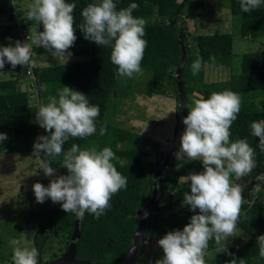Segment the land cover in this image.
Segmentation results:
<instances>
[{
  "label": "trees",
  "instance_id": "obj_1",
  "mask_svg": "<svg viewBox=\"0 0 264 264\" xmlns=\"http://www.w3.org/2000/svg\"><path fill=\"white\" fill-rule=\"evenodd\" d=\"M193 1L184 0L180 3V0H114V3H117V10L127 8L132 3L138 4L139 7L133 10V15L146 21L143 39L147 41V46L141 62L142 72L135 74L133 78L117 79L118 68L110 59L112 46H99L85 39L79 29V25L83 23L81 15L83 9L95 0H66L76 5L73 15L77 39L69 50L75 56L84 57L83 61L33 67L29 63L25 67L18 65L15 69L6 63L5 68L0 69V72L16 73L19 76L32 69L36 83L41 87L40 96L45 105L49 102L50 96H56L59 89L67 86L86 95L89 104L96 105L100 109L96 118V133L83 139L70 138L63 146L64 151L74 143L82 150L95 148L100 151L109 147L116 157L111 162L118 172L127 177L128 183L126 188L112 196L110 207L99 219L90 213H85L82 219V235L77 245L78 260L117 264L133 245V236L138 228L135 215L148 203L152 192L156 162L148 163V160L161 159L162 151L151 152L144 149L142 134L122 125L119 116L126 114L124 110L126 101L133 98L136 93H144L147 97L175 98L179 101L180 81L186 101L188 97L193 96V93L200 90L206 92L203 96L205 99L213 92L230 90L237 93L241 98V107L237 119L230 128V141L246 139L254 149L256 167L239 180H236L234 175L232 177L236 184L241 183L242 180L247 181L242 190L244 202L236 226L246 237V242L241 248H236L219 247L214 239L210 240L206 251L213 255L212 257L205 255V262L230 264L235 258L237 264L241 259L245 260V264H264V258L259 256L257 244V237L264 235V197L253 192L255 184L264 190V181L256 180L257 176L264 174V152L259 148V138L252 135L250 128L252 122L264 120V43L262 42L257 50L242 55L239 71L231 74L229 79L207 82L208 65L213 68L232 67L234 35L220 31L196 35L193 37L196 51L193 52L186 29L179 23L180 15ZM200 1L211 0H198L195 5L196 10H200ZM217 1L230 11L242 38L252 40L264 38V3L259 9L244 13L241 11L239 0ZM14 12L13 0H0V15L6 14L9 19V23L0 24V47H7L10 43L15 46L17 40L24 43L22 26L15 21ZM38 27L43 31V26L39 22ZM33 51L36 54L49 53L38 46ZM197 58L202 60V68L196 76H193L190 66ZM172 69L177 70L176 75L172 74L170 71ZM144 87L145 91H143ZM38 110L39 107L31 104L29 93L19 86V79H0V134H6L8 137L7 140L0 142V156L33 153L37 138L50 135L45 129L40 135L41 127L36 122ZM188 110L187 107L184 109L185 117ZM102 126L107 129L103 136L99 133ZM177 132L178 125L175 129V137ZM39 157L45 167L50 164L59 175H68V170L63 167V155L53 158L46 157L42 152ZM191 171H196L197 174L203 172L202 161H178L170 154L158 181V198L163 200L166 193L175 192L179 186V177L187 176ZM188 193H190V182ZM181 201L183 197L178 199V202ZM174 205L168 203L160 208L159 213L150 216L147 231L142 238V251L134 262L143 255L147 241L162 239L170 231H182L190 223L191 216L199 214L198 209L194 213L190 207L185 206L169 214L163 212L165 208ZM48 212L49 218L46 224L53 227L55 233L67 235L71 240L74 231V214L64 212L61 207L53 208ZM43 214L44 212H32L23 217L31 223L35 217H42ZM21 222L19 216L5 219V233L0 231V264L12 260L13 251L6 250L8 245L6 236L21 238L23 232ZM2 234L6 236L3 237ZM49 240L50 232L40 225L33 238L34 248L38 250V264L50 262H45L43 259ZM60 255L53 256V259Z\"/></svg>",
  "mask_w": 264,
  "mask_h": 264
},
{
  "label": "clouds",
  "instance_id": "obj_2",
  "mask_svg": "<svg viewBox=\"0 0 264 264\" xmlns=\"http://www.w3.org/2000/svg\"><path fill=\"white\" fill-rule=\"evenodd\" d=\"M239 3L241 11L249 13L259 9L264 0H239ZM138 7L132 3L117 10L114 0H95L81 13L83 23L79 29L85 39L99 46H112L110 59L118 68L117 79L133 78L142 72L141 62L147 46L143 39L146 21L134 17L133 10ZM75 8V3L66 0H33L25 16L28 21L42 24L43 31L30 32L28 42L17 40L15 46L10 43L0 47V69H4L6 63L12 69L29 65L32 45L44 48L52 56L70 58L72 54L68 49L77 39ZM190 67L192 75L196 76L201 71L202 60L197 58ZM197 95L193 93V97ZM192 103L182 119L186 127L174 155L178 161L185 158L202 161L203 172L179 177V184L190 182V193H184L183 206L190 207L194 213L198 209L199 214L192 215L182 231H170L158 240L163 257L155 264H206L209 241L214 239L220 244L222 239L234 234L237 226L244 199L241 186L232 182L233 175L239 180L256 167L254 149L247 140L230 141V128L240 112V96L225 90L213 92L207 99L194 98ZM99 113V107L90 105L86 95L67 86L59 89L56 96H50L47 105L36 112V122L50 135L37 138L33 155L42 152L53 158L63 155V167L68 170V175L56 176L50 164L45 167V176L55 178L48 187L41 183L33 185L37 203L43 204L50 198L54 204L60 203L64 212L73 213L79 219H83L86 212L99 219L110 207L112 196L126 188L128 179L111 162L116 158L111 148L82 150L74 143L64 151L63 146L70 138L83 139L96 133ZM250 128L252 135L259 138V148L264 152V120L252 122ZM106 131L105 126L99 129L101 136ZM7 139L6 134H0V142ZM256 180L264 181V174ZM11 243L18 245L19 241ZM257 244L259 256L264 258V235L257 237ZM37 257L36 248L13 249V264H38ZM230 264H237V260L233 258ZM239 264H245V260L241 259Z\"/></svg>",
  "mask_w": 264,
  "mask_h": 264
},
{
  "label": "rangeland",
  "instance_id": "obj_3",
  "mask_svg": "<svg viewBox=\"0 0 264 264\" xmlns=\"http://www.w3.org/2000/svg\"><path fill=\"white\" fill-rule=\"evenodd\" d=\"M184 0H180L182 3ZM198 1V0H197ZM196 1V2H197ZM15 12L14 18L17 23L22 27L23 42H28V36L32 31H40L38 22L28 21L25 13L28 9V5L33 0H13ZM195 0L183 11L180 15V25L186 29L191 50L195 52V46L193 37L199 34H212L216 31L222 33H232L234 35V57L232 67L229 68H213L207 66L206 81H220L227 80L231 74L236 73L240 69V61L243 54L247 52L255 51L259 48L261 43H264V38L260 40H252L251 38H242L239 35L238 27L233 22L230 11L217 0H211L207 2L200 1V10H196ZM9 23L8 16L6 14L0 15V24ZM37 47L32 45L31 66H52L59 64H66L72 62H81L84 57L75 56L69 49L71 57L52 56L50 53L36 54L33 49ZM172 74L176 75L177 70L172 69ZM15 78L19 79V86L23 91H26L30 95L31 104L36 107H41L46 103L43 102L40 91L41 87L34 81L32 77L27 78V73L20 76L16 73H3L0 72V79ZM148 85V84H147ZM146 85V86H147ZM145 91V87L143 88ZM196 97H188L186 107L191 108L193 106V99L203 97L206 92L203 90L197 91ZM178 101L175 98L153 96L147 97L144 93H136L133 98L126 101L124 110L126 114L119 116V122L125 127L133 128L143 136L142 147L150 150L151 152L161 151L165 145L176 139L175 129L178 125L177 118ZM184 126V130H185ZM44 131L41 128L40 135ZM177 147L171 155L175 157V153L178 151ZM25 155H2L0 157V231L4 232V221L7 218L13 216H19L22 219L21 225L23 227L22 236L19 239L9 238L6 250L12 252L14 247L21 248H34L33 238L37 230L41 226L47 228L50 232V240L47 245L45 255L43 259L45 262L51 261L53 256L57 254H63L68 249V243L70 238L67 235H61L53 231V227L48 226L47 220L49 218V212L53 208H60V203H53L51 199H46L43 204L37 203L35 194L33 191V185L41 183L45 187H48L51 180L54 177H48L44 174L45 165L41 161L39 155L34 156L33 153H23ZM160 160V159H159ZM159 160L154 158L148 160L150 162L158 163ZM190 161L188 159H184ZM198 162V161H191ZM196 171H191L193 173ZM56 176H61L56 173ZM234 184L235 181L232 179ZM247 181L242 180L241 183H237L243 190ZM253 192L256 195H262L264 197V190L261 187L253 186ZM188 192V184H180L176 191L171 194L166 193L163 200L159 201V206L164 207L168 203H178V199L184 196V193ZM27 212V213H26ZM32 212H44L42 217H35L34 221L28 223L25 214ZM3 235V234H2ZM3 235V237H5ZM246 237L243 233L235 229L234 234L231 237L222 239L219 247L231 246L241 248L245 242ZM13 240L19 241L18 245H13ZM205 255L212 257L213 253L205 251ZM163 257V250L158 246V240L147 241L146 249L143 255L135 261L133 264H155V261ZM51 259V260H50ZM5 264H13V260L6 262Z\"/></svg>",
  "mask_w": 264,
  "mask_h": 264
},
{
  "label": "water",
  "instance_id": "obj_4",
  "mask_svg": "<svg viewBox=\"0 0 264 264\" xmlns=\"http://www.w3.org/2000/svg\"><path fill=\"white\" fill-rule=\"evenodd\" d=\"M179 79V75L177 76ZM179 101H178V132L176 135V139L169 144L165 145V147L161 150L162 156L158 163H156V167L153 173V184H152V192L149 197L148 203L138 211L135 215V219L138 221V228L133 236V245L127 254L123 257L121 261L117 264H133L135 258L142 251V238L147 231L148 222L150 216L152 214H156L160 212L159 201L161 199L158 198L159 189H158V181L160 180L163 169L167 165L169 161L170 154L177 148L180 147V138L182 133L184 132V124L182 123V119L184 116V109L186 108V96L184 93L183 85L179 81ZM183 207L182 201L175 204L173 207L165 208L163 212L166 214L177 211ZM82 235V219H79L74 214V231L71 236V240L69 242L68 249L59 257L51 260L48 264H101L98 262H91L87 260H78L76 257L77 254V245ZM135 249V252L131 253L132 250ZM131 253V254H130Z\"/></svg>",
  "mask_w": 264,
  "mask_h": 264
},
{
  "label": "crops",
  "instance_id": "obj_5",
  "mask_svg": "<svg viewBox=\"0 0 264 264\" xmlns=\"http://www.w3.org/2000/svg\"><path fill=\"white\" fill-rule=\"evenodd\" d=\"M2 155H7V156H9V157H13L14 155H20V156H22V155H25V154H23V153H17V154H2ZM1 155V156H2ZM11 155H13V156H11ZM0 156V157H1ZM1 160V159H0ZM191 172H189V174H190ZM59 175V174H58ZM180 185V184H179Z\"/></svg>",
  "mask_w": 264,
  "mask_h": 264
},
{
  "label": "built area",
  "instance_id": "obj_6",
  "mask_svg": "<svg viewBox=\"0 0 264 264\" xmlns=\"http://www.w3.org/2000/svg\"><path fill=\"white\" fill-rule=\"evenodd\" d=\"M29 77H32L33 79H34V81H35V78H34V76H33V73H32V71H31V69L27 72V78H29ZM173 194V193H172Z\"/></svg>",
  "mask_w": 264,
  "mask_h": 264
}]
</instances>
